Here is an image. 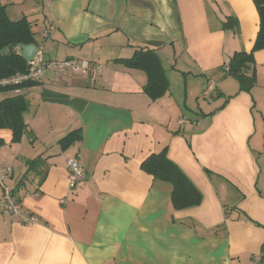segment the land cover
Listing matches in <instances>:
<instances>
[{
    "label": "crops",
    "instance_id": "crops-1",
    "mask_svg": "<svg viewBox=\"0 0 264 264\" xmlns=\"http://www.w3.org/2000/svg\"><path fill=\"white\" fill-rule=\"evenodd\" d=\"M0 4L32 22L46 60L102 65L47 72L21 93L0 86V103L27 101L21 139L0 128V167L13 168L8 184L37 216L24 223L0 211V264H264V48L250 91L227 72L257 40L254 0ZM139 49L154 50L165 70L169 88L156 99L147 73L118 61ZM165 148L201 191L199 205L174 209L172 186L142 168ZM70 158L85 169L74 190Z\"/></svg>",
    "mask_w": 264,
    "mask_h": 264
},
{
    "label": "trees",
    "instance_id": "trees-1",
    "mask_svg": "<svg viewBox=\"0 0 264 264\" xmlns=\"http://www.w3.org/2000/svg\"><path fill=\"white\" fill-rule=\"evenodd\" d=\"M260 15V30L251 52L237 51L228 62L227 72L234 76L240 84V90L250 91L257 82L254 53L264 48V0H254ZM47 31V30H46ZM34 43L42 46L36 38L32 22L27 17L12 20L7 13L6 5L0 4V50L7 47L9 52L0 55V79L11 77L17 73H26L29 62L19 53L18 44ZM127 65L144 70L148 76L145 91L156 99L168 91L169 83L161 61L154 50L139 49L126 59H118ZM33 84L32 81L19 85L4 86L14 90ZM27 101L23 95L6 98L0 103V128L7 127L13 131V141H19L26 128L23 113ZM82 136L81 130H75L60 140L64 148L70 146ZM142 168L155 179L165 181L172 186L171 201L174 209L181 210L194 207L202 202L203 195L183 169L168 157L167 149L151 154L143 163Z\"/></svg>",
    "mask_w": 264,
    "mask_h": 264
},
{
    "label": "built area",
    "instance_id": "built-area-1",
    "mask_svg": "<svg viewBox=\"0 0 264 264\" xmlns=\"http://www.w3.org/2000/svg\"><path fill=\"white\" fill-rule=\"evenodd\" d=\"M47 34V31H45ZM30 68L26 73H17L11 77L0 79V86L19 85L29 81H42L47 72H52L55 76L65 73L91 74L100 71L102 65L89 60H79L74 58H64L56 60H46L43 46H39V52L34 61L29 62ZM212 85L204 93L206 97ZM16 93H21L22 88L16 87ZM68 186L70 190L77 188L83 178L85 169L79 158L68 159ZM13 174L11 166L0 167V211L10 213L24 223H36L37 216L26 211L20 198L12 187L8 184V179Z\"/></svg>",
    "mask_w": 264,
    "mask_h": 264
},
{
    "label": "water",
    "instance_id": "water-1",
    "mask_svg": "<svg viewBox=\"0 0 264 264\" xmlns=\"http://www.w3.org/2000/svg\"><path fill=\"white\" fill-rule=\"evenodd\" d=\"M18 51L28 62H32L34 61V59L36 58L39 52V46L34 43H30V44L19 43ZM8 52H9L8 48L5 47L0 50V55L7 54Z\"/></svg>",
    "mask_w": 264,
    "mask_h": 264
},
{
    "label": "rangeland",
    "instance_id": "rangeland-1",
    "mask_svg": "<svg viewBox=\"0 0 264 264\" xmlns=\"http://www.w3.org/2000/svg\"><path fill=\"white\" fill-rule=\"evenodd\" d=\"M258 129H260V130H261L260 126L258 127Z\"/></svg>",
    "mask_w": 264,
    "mask_h": 264
}]
</instances>
